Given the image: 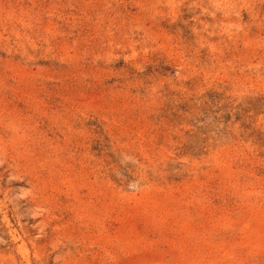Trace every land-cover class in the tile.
Wrapping results in <instances>:
<instances>
[{"label": "rangeland", "instance_id": "obj_1", "mask_svg": "<svg viewBox=\"0 0 264 264\" xmlns=\"http://www.w3.org/2000/svg\"><path fill=\"white\" fill-rule=\"evenodd\" d=\"M0 264H264V0H0Z\"/></svg>", "mask_w": 264, "mask_h": 264}]
</instances>
